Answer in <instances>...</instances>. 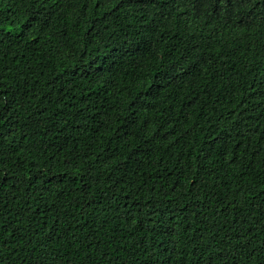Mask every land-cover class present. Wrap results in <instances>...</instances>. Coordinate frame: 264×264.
<instances>
[{"label":"trees","instance_id":"16d2710c","mask_svg":"<svg viewBox=\"0 0 264 264\" xmlns=\"http://www.w3.org/2000/svg\"><path fill=\"white\" fill-rule=\"evenodd\" d=\"M0 264H264V0H0Z\"/></svg>","mask_w":264,"mask_h":264},{"label":"snow or ice","instance_id":"6c2138e0","mask_svg":"<svg viewBox=\"0 0 264 264\" xmlns=\"http://www.w3.org/2000/svg\"><path fill=\"white\" fill-rule=\"evenodd\" d=\"M230 2H231V0H230ZM237 2H238V0H237ZM241 6H242V5H241ZM248 19L251 20V19H252L251 16H249Z\"/></svg>","mask_w":264,"mask_h":264}]
</instances>
